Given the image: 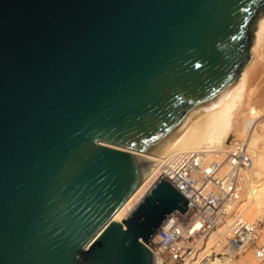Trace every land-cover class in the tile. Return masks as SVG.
Masks as SVG:
<instances>
[{
  "label": "water",
  "instance_id": "95a60500",
  "mask_svg": "<svg viewBox=\"0 0 264 264\" xmlns=\"http://www.w3.org/2000/svg\"><path fill=\"white\" fill-rule=\"evenodd\" d=\"M264 0H0V264H155L188 201L116 214L252 58Z\"/></svg>",
  "mask_w": 264,
  "mask_h": 264
},
{
  "label": "bare ground",
  "instance_id": "6f19581e",
  "mask_svg": "<svg viewBox=\"0 0 264 264\" xmlns=\"http://www.w3.org/2000/svg\"><path fill=\"white\" fill-rule=\"evenodd\" d=\"M263 120L264 18L258 23L251 61L240 78L189 126L164 158L143 156V158L160 163L120 209L114 220L122 222L149 195L155 187L154 184L160 171L158 167L166 159L184 154H195L200 158L204 168L210 167L213 170V165H218L217 174L218 177H222L226 170L231 169L228 159L229 149L236 143L237 147L242 149L244 155L248 157V168L239 173L241 205H235L231 211L240 216L241 220L251 224L255 223L259 227L258 235L262 240L260 222L264 221ZM231 136L235 137V140L230 145L228 142ZM228 216L232 217L233 214L228 213ZM257 218L258 221L254 222ZM231 222L225 220L216 226L215 230H211L207 236H203L197 244V254H194V258L187 264H202L205 261V264H263L264 261L256 260L254 251L252 254L248 252L238 256L236 247L231 244V239L234 238ZM158 237L159 231L150 243L153 240L157 241ZM204 241L205 247L201 248L200 245ZM213 248H216V252L210 253L209 251ZM262 248L264 249V246ZM150 251L154 254L152 250ZM157 251L159 255L157 256L155 252V264H160L161 252ZM219 255L221 258L218 257Z\"/></svg>",
  "mask_w": 264,
  "mask_h": 264
},
{
  "label": "built area",
  "instance_id": "2783aa9c",
  "mask_svg": "<svg viewBox=\"0 0 264 264\" xmlns=\"http://www.w3.org/2000/svg\"><path fill=\"white\" fill-rule=\"evenodd\" d=\"M231 147L228 155L231 169L222 177H218V165H213V170L204 168L195 154L168 158L158 167L160 171L154 186L164 179L188 201L187 212L172 215L161 227L158 240L148 245L157 256V250L161 252L160 264L189 263L197 254V244L202 237L225 220L232 221L231 244L236 247L238 256L254 251L256 260L264 261V249L258 245L259 227L241 220L231 211L235 205H241L239 173L248 168L244 151L236 143ZM228 213L233 216L229 217Z\"/></svg>",
  "mask_w": 264,
  "mask_h": 264
},
{
  "label": "rangeland",
  "instance_id": "374dc122",
  "mask_svg": "<svg viewBox=\"0 0 264 264\" xmlns=\"http://www.w3.org/2000/svg\"><path fill=\"white\" fill-rule=\"evenodd\" d=\"M263 123H264V120H263ZM234 140H235V137H233V136H231L230 137V140H229V142H228V144H232L233 142H234ZM258 180V179H257ZM253 181V180H252ZM256 181V179L254 180V182ZM256 221H258V218H257V220H255L254 222H256ZM260 233H261V239L263 240H260V242L258 243V245H262V246H264V221H262V222H260ZM206 241V240H205ZM205 241H204V243H201V245H200V247L201 248H204L205 246H204V244H205ZM204 250V249H203ZM202 250V251H203ZM200 251V250H199ZM201 251V252H202ZM216 252V248H213L212 250H210L209 252L210 253H213V252ZM220 253V252H219ZM250 254H252V253H250ZM220 255H222L221 253H220ZM218 256L219 258H221V256ZM252 256V255H251ZM253 257V256H252ZM206 263V261L205 262H203L202 264H205ZM264 264V263H263Z\"/></svg>",
  "mask_w": 264,
  "mask_h": 264
}]
</instances>
